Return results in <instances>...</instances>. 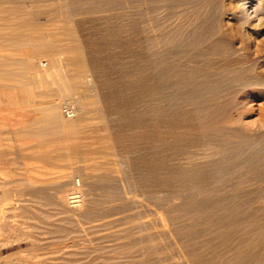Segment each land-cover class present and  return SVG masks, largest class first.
<instances>
[{"label": "bare ground", "instance_id": "1", "mask_svg": "<svg viewBox=\"0 0 264 264\" xmlns=\"http://www.w3.org/2000/svg\"><path fill=\"white\" fill-rule=\"evenodd\" d=\"M28 1L31 2V0ZM61 1L63 2V0ZM80 1L81 0H70L68 5H78L81 4ZM113 1L114 0H104V3H96L95 5L91 3V6H95L94 8L100 10L103 6L110 7L109 5L111 3H116ZM132 1H134L136 5H141L143 3L147 6L145 12H143V10L142 12H135V18L133 16L135 19L134 26L132 25L138 37L136 42L138 51H136L137 78L135 86L138 89L139 99H146L149 101L155 99L158 102L157 106L156 108L152 107L158 115H169L172 112L171 114H173V117L174 115L175 117H180L182 121L187 119L194 121L191 131H189V133L193 132V138L190 136L191 139L186 138V132L182 133L180 131L173 135L174 140L172 142L170 141L171 143L168 141L163 144V149L167 148V152L168 149L169 151L171 150L169 155L172 160L173 158L183 160L186 164H167L165 162L162 163L161 159L155 162L153 166L154 162L151 160L153 163L151 165L154 167L153 170L157 169L167 177L160 180L159 184L156 183V185H154L160 188V190H171V188L174 187V196L182 197L184 195V200H182L183 202L178 209L182 211H193L196 217L202 218L205 221L204 223L206 225L204 227H217L216 229L218 232L215 238L211 236L213 239L207 242V251L204 253L205 257L199 258V256L194 255L193 259L196 264H264V108L258 113V117L253 118V116L256 115L255 112L257 109L255 106H251L255 97H264V59H260L257 56L258 52L256 51L259 50L261 44L259 45L258 39H256L257 37L255 36L258 32L264 33V0ZM88 2H90V0H88ZM35 6L36 5H34V7ZM74 7L76 8V6ZM24 8L25 7H23V10H25ZM27 9L29 8L27 7ZM78 9L77 11H79ZM115 9L116 7L113 10ZM13 10L20 14L19 11L21 9L19 7ZM35 10L30 11L29 9L26 13H24V11L23 13L25 16L23 18H20L19 15L18 18L20 19L15 18L11 24L9 23V25L6 24V26L0 27V48L2 50H11V52L0 54V78L1 80L2 78H6V83L8 80H16V82L23 81L25 80L23 78L24 73L22 75V72H19L20 69L34 71V75L37 78H51L53 83L56 84V99L61 95L69 98H76L78 116L77 118L75 117V120L63 118L57 103L55 105L50 101L46 107L41 106L42 108H37V106H35L36 108L31 107V109H29V107V112L27 111L25 114L22 112L6 114L0 111V119H8L9 126L15 128L17 134L24 133L32 137L43 136L45 137V142H51L53 140L52 136L56 135V151L43 150L42 158L48 164H52L54 161L63 163L61 164L63 170L59 173L56 171L58 174L57 177L61 183L66 184L79 176L84 182H91L97 185V187L99 186L105 193V198H107L104 201L106 202L107 208L104 210V213L91 210L82 197L83 193L81 189L76 191L72 190V192L69 193H65V191L62 190L58 191L53 185L54 182L51 176L47 179H35L28 176L22 180L4 182L0 185L2 188L0 191V208L11 213L18 209H23L27 204L30 205L34 201V198H43L47 205L55 209L85 212L88 218L92 217L93 213H98L97 217L93 219L94 221H91V223L89 222V224L87 223V225L85 224L88 230L96 229L103 225L107 226L106 223L114 221L113 219H117V221L118 219L128 221L127 224L121 222L125 223V226H128V224L130 226L132 223L136 224L141 218L140 216L139 218L138 215L142 214V212L141 214H137L139 212L134 210L135 204L138 205V201L133 198V195L130 197L129 195L131 194L127 195L126 193L124 195L122 193L123 196L120 191L119 195L117 193L115 194L112 185H114V183L122 184L126 181L124 177L120 175V171L118 167H116V160L111 157L112 153L109 151V147L105 145L108 140L107 136L102 132L103 129L101 126H97L98 124L93 126L90 122L89 115L92 114V112L89 114L90 104L94 105L97 103L98 105V99H96L97 97L94 99L91 98L90 101L86 102V96L84 97L85 100L83 98V95L91 89L90 86L94 83V75L92 74L93 72L90 73L91 67L88 65L90 63L86 60L88 58H84V50L81 44L76 42V33L72 27H64L63 33L58 29L59 25H56L55 31L54 23H52L54 21H51L49 28H45L43 27L44 23L36 20L37 12H35ZM48 10L50 13L53 12L54 14V10ZM83 11H81L80 15H83ZM85 11L84 13H86ZM162 11L164 13L161 15L160 12ZM14 15L16 14L12 16ZM64 17L63 15V18ZM118 17L120 16L118 15ZM71 20L68 21L72 24L73 21L71 22ZM99 22L98 20V23ZM132 26L130 28H132ZM105 29L108 32L113 31V29L111 30L109 27ZM122 30L123 29L120 31ZM63 34L67 35V38H62L61 36ZM113 35H115V33H113ZM96 45V43H90L92 47ZM20 46L26 47V49L24 50L23 48V51L20 53L23 56L21 59L16 56L19 54L18 48ZM97 50L96 53L98 52ZM42 56H47L51 60V66L44 71L38 70L39 68L37 69L35 64L36 60L39 59V61H41ZM96 60L97 59H95V61ZM102 64L103 63L100 65ZM17 65L18 67H16ZM19 65L21 67H19ZM129 68L130 66L128 69ZM97 72L96 70V73ZM27 80L28 78L25 80L26 83ZM6 90L8 89L6 88ZM92 91L94 90L92 89L91 92ZM91 92L88 93L90 94ZM43 93L49 94V90L46 89ZM92 95L94 97L99 94L94 95L92 93ZM28 96L29 92L27 90L25 92V97ZM15 100L17 99H14V101ZM21 101H24V99ZM149 103H151V101ZM5 106L7 105L5 104L4 107ZM187 106L189 107L188 110L186 109ZM0 107L2 106L0 105ZM98 107L100 106L98 105ZM11 108H13V105ZM24 108H26V106ZM71 112L67 111L68 117L77 115L74 112L71 114ZM95 112V114H97L94 115L96 118H102L100 110L96 108ZM139 114L140 113H138V115ZM145 125H148V122ZM162 135L160 136L162 137ZM166 135L167 134H165V137ZM46 136L49 138H46ZM160 139L162 140V138ZM164 139L166 140V138ZM109 142L110 141H108V143ZM117 142L115 141V143ZM157 142L159 143V141ZM117 145H119V143H117ZM166 159L167 157L163 159V161ZM135 166L138 167L137 165ZM121 170L123 171V169ZM47 174L51 175L53 173L51 171ZM161 176L163 177V175ZM145 177L148 179V176L145 175L144 178ZM140 183H142V181H140ZM115 188H117L116 185ZM125 189L126 186L124 190ZM169 201L170 200H168V202ZM124 202L131 204L130 207L125 208ZM158 203L160 206L161 202ZM129 204L127 205L129 206ZM114 208H117L119 211L117 213H112ZM167 208L169 207L167 206ZM138 210L140 209L138 208ZM163 210L164 211H161L158 215L161 218H163L162 215L164 212L166 213L169 211L165 208H163ZM69 214L71 215V213ZM166 215L168 218L169 214ZM170 217L171 216H169V218ZM171 219L173 218L171 217ZM141 220L142 219H140V223ZM114 222H116V220ZM164 223H166V221ZM177 223L178 222L175 224V222H173V226L176 225L174 226V232L180 238L190 231H195L196 226H198V224L192 225V223L191 225L189 224L190 226H181L180 223L179 226ZM85 225L83 227H85ZM140 225L142 226V223ZM1 226L2 224L0 223V232L2 231ZM138 226L135 227L138 228ZM201 227H203V225ZM168 228H170V226H168ZM115 233L116 231L114 234ZM209 235H207V238H210ZM192 236L194 237V235ZM202 240H204V238ZM126 241L119 244L117 243L118 245L113 243V246H116H114V248L111 247V249L113 248L111 251L107 252L105 248L104 250H106V252L101 254L98 253L99 250L92 249L93 245H91V248H87V246L73 248L74 243H68L69 245L65 246L61 244V248L63 249L58 251L61 253L62 259L72 264L82 261L86 264H141V261L135 256L136 251L134 242ZM133 241H135V239H133ZM229 244L237 248L231 257L226 256L222 249L217 250L218 246L223 247ZM197 247L196 248L199 249L200 246ZM211 247H213V249L210 252L208 250H210L209 248ZM96 248L98 247L96 246ZM144 249L149 251L150 248ZM228 251L231 250H226V253ZM140 253L142 254V252ZM21 259H24V257L22 256Z\"/></svg>", "mask_w": 264, "mask_h": 264}, {"label": "rangeland", "instance_id": "2", "mask_svg": "<svg viewBox=\"0 0 264 264\" xmlns=\"http://www.w3.org/2000/svg\"><path fill=\"white\" fill-rule=\"evenodd\" d=\"M3 1L4 0L2 1L0 0V27L6 26V24L9 25V23L11 24L13 20H15V18L17 19L23 18L25 16L24 13H26L27 10L29 11L30 9V11L32 10L34 11L36 9L35 10V12H37L36 20L40 21L41 23H44L43 27L49 28L51 21H54L52 23H54L55 31H56V25H59L58 29L60 30V32H63V33H64V27L66 26H70L72 27V29H74L76 33V37H77L76 42L81 44L84 50L83 56H85L84 57L85 59L88 58L86 60L88 63H90L88 64L89 67H91L90 73L93 72L92 74L94 75V83L92 84V86H90L91 89H89L83 95V98L86 96L85 97L86 100L85 98L84 100L87 102V101H90L91 98L94 99L97 97L96 99H98L97 102H98V105L100 106L98 107L97 103L94 105L90 104L89 114L90 112L94 114L89 115L90 120H91L89 121L91 122L93 126H96L97 124H98L97 126H101V128L103 129L102 130L103 134L107 136V140L110 141L109 142L110 144L108 143V141H106L105 145L109 147V151L112 153L111 157L116 160V163H117L116 167H118V170L120 171V175L123 176L124 180L126 181V182H123L122 184L114 183V185H112L113 190L115 194L117 193L118 195H119V191L121 195L123 194L125 195L126 193L127 195L131 194L129 196L132 197L133 195V198H135L136 201H138L137 202L138 205L135 204L134 210L136 212H139L137 214H141L142 212L141 215H138V217L140 216L141 218L140 217L139 218L142 219L141 220L142 226L140 225L141 224L140 219L136 222V224L132 223V225L130 224V226L129 224L128 226H125V223L127 224L128 221L124 219H118V221L117 219H113L114 221L116 220V222L110 221L106 223L107 226L105 225L99 226L96 228L97 230L95 228L88 230V227L86 226L87 223L89 224V222L91 223V221H94L93 219L97 217L98 213L97 214L93 213L92 217L88 218L85 212H79L76 210L66 211L64 209H55L52 206L47 205L43 198H34V201L30 205L27 204L24 206L23 209H20V210L18 209L15 212L10 213L6 211L5 209L0 208V223L2 224L1 226L2 231L0 232V264H72L69 261H66L61 258V253L59 251L63 249L61 248L63 244L65 246V245L74 243L73 248L86 247V246L87 248H91V245H93L92 249L94 250L96 249L97 251L99 250L98 253L101 254V253H105L106 250L107 252L111 251L114 248V246L126 241L128 236L131 238L128 237L127 241L134 242L135 251H136L135 256L137 257L139 261H141V264L142 263L143 264H196V262L193 259L194 255L199 256V258H202V257L204 258L205 257L204 253L207 251V242L215 238L216 233L218 232L216 229L217 227L216 226H214V228L213 226L204 227L206 225L204 223L205 221L202 218L196 217L193 211L191 210L182 211L178 209L180 204L183 202L182 200H184V195L182 197L174 196L173 195V193L175 192L173 191L174 187H172L171 190L169 189L160 190V188H157L155 186L156 183L159 184L160 180H163L166 175L159 172L157 169L153 170L154 167H152L151 165L153 164L152 162H154L153 166L155 165V162H158L161 159H162V163L165 162L167 164H175V163L186 164L184 163L183 160H179V159L177 160L175 158H173L172 160V158H170V155H169L171 153V150L169 151L168 149V152H167L166 151L167 148L163 149V144H165L164 142L167 143L168 141L172 142L174 140L173 135L176 133H179L180 131L182 133L186 132V135H185L186 138L188 139L193 138L194 137L193 132L189 133V131H191V127H193L194 121L191 119L182 121L180 117H177V116L175 117V115L173 117V114H171L172 112L169 114L170 116L163 115V114L158 115L156 114V111L153 109V107L156 108L157 103H158L155 99H154L155 101L150 100L151 103H149L150 102L149 100L139 99V94L137 92L138 89L135 86L136 85L135 81L137 78V74H136V66H137L136 54L137 52L136 51H138L136 42H137L138 37L133 30V26H134V21H135L134 18L136 15L135 12L137 13L142 12V10L143 12H145V10L147 9L146 4L142 3L141 5H136V3H134V1L132 0L130 1H127V0H116L115 1L114 0L113 2L114 3L116 2V3L115 4L111 3L109 5L110 7L103 6L104 8L102 7V9L97 10L98 8L96 9L94 8L95 6H91V5L93 3H94L93 5H95L96 3H101V2L104 3V0H90V2H88V0H81L80 1L81 4H83L84 2L83 5L81 4L68 5L70 3V0L69 1L63 0V2L61 0H34V1L31 0V2L28 0L26 1L25 0H15V1L5 0L4 2ZM85 3H88V4H85ZM34 5H36L35 7H38V8H35ZM74 6H76V8ZM16 7H19L21 9L19 11L20 14L13 10ZM23 7H25L24 8L25 10H23ZM27 7L29 9H27ZM115 7L116 9L113 10ZM48 9H50V11L54 10V14L53 12L50 13ZM77 9L79 11L80 10L83 11L85 9L87 11L85 10L84 11L87 14L84 13L83 11L82 12V14L84 15L83 17V15H80L81 11L78 14L79 11H77ZM106 9H107V12H106ZM37 10L38 11L40 10L39 11L40 13ZM46 10L48 11V13ZM69 10H71L73 13ZM133 12H134V15H133ZM89 13L92 15H90ZM163 13H164L163 11L160 12L161 15ZM13 14H16V15L12 16ZM19 15H20V18H18ZM63 15L65 16L64 18H63ZM118 15L120 17H118ZM70 16L72 20L70 19ZM65 18H66V21H65ZM96 18L102 24L100 22L98 23V20ZM68 20H71V22L73 21L72 24ZM65 22H69L70 24L65 23ZM131 26L132 28H130ZM106 27H109L111 30L113 29V31L108 32L105 29ZM121 29L123 30L120 31ZM77 31L80 33H78ZM82 31L85 33H83ZM113 33H115V35H113ZM255 36L257 37L256 39H258L259 45L261 44L259 47V50L256 51L258 52L257 56L260 59H264V41H261V40H264V33L258 32V34H255ZM61 37L67 38V35L63 34ZM114 39H117V40H114ZM118 40H119V43H118ZM90 43H96L97 45L92 47L90 46ZM84 46L87 48V50ZM23 48L24 50L26 49L25 46H20L18 48L19 54L16 55L20 59L23 58V56L20 54L23 51ZM96 50L98 51L97 53H96ZM7 52H11V50H2L0 48V54L7 53ZM95 59H97L96 61L99 64L95 61ZM101 63H103L104 65L103 64L100 65ZM35 64H36L37 69L39 68L38 70L44 71L45 69H48L51 66V60L47 56H42L41 61H39L38 59L36 60ZM128 65L130 66L129 69H128L129 67ZM16 67H18V65ZM19 67L21 66L19 65ZM96 70L98 71L97 73H96ZM19 72L20 73L22 72L21 73L22 75L24 73L23 78L25 80L28 78L27 80L28 84L26 83L25 80L17 81V82L16 80H8L6 83V80H7L6 78H2V80L0 78V94H1L0 95L1 97L0 105L2 106L0 107V111H3L6 114L17 113V112H22L23 114H25V112L27 111L29 112V109H31V107L32 108H36L35 106H37V108H40L41 106L46 107L48 106L49 102L52 101L55 105L57 103L59 111L63 118L69 119V120H75L77 118L78 104H77L75 97L69 98V97H65L61 95L57 97L56 99V84L53 83V80L51 78H43V79L37 78L34 75V71H30V70L28 71L25 69H20ZM120 75H123V76H120ZM100 78H102L104 81ZM6 88L8 90H6ZM46 89L49 90V94L43 93L46 91ZM92 89L94 91L91 92ZM27 90L29 92V96L25 97V92ZM119 91L121 92V94ZM88 92H91V93L89 94ZM92 93L94 95L99 94L98 95L99 97L97 95L93 97ZM8 94L10 98L8 97ZM14 99H17V100L14 101ZM23 99L24 101H21ZM5 104L7 106L4 107ZM12 105H13V108L16 107L18 109L11 108ZM25 106L26 108H24ZM92 106L94 109L92 108ZM251 106H255V108L257 109V111L255 112L256 115L253 116V118L258 117V113L261 112L262 108H264V97L263 96L255 97L253 102L251 103ZM9 108H11L12 110ZM96 108L100 110L102 118H96V116H94V115H97L95 114ZM186 109L188 110L189 107L187 106ZM67 111H70V112L72 111L71 114H73L74 112L77 115L68 117ZM138 113H140L139 114L140 116L138 115ZM147 122L149 126L145 125ZM150 123L152 124L153 128ZM180 129H182L183 131ZM106 131L108 132V134ZM165 134H167L166 137H165ZM160 135H162V137ZM47 137L48 136H46V138ZM158 137L162 138V140ZM44 138L45 137L43 136L32 137L24 133L17 134L15 132V128H12L11 126H9L8 119H0V180H1L0 185L7 181L22 180V179L27 178L28 176L31 178H35V179L36 178L47 179L51 176L54 182L53 185L54 187H56V189H58V191L62 190V191H65V193H69V192H72V190L76 191V190L81 189L83 193L82 197L84 201L88 204V208H90L91 210H94L95 212L99 211L100 213L101 212L104 213V210H106L107 208L106 202L104 201L107 198H105L106 197L105 193L102 191V189L99 186L97 187V185H94V183H91V182H84V180L79 176L75 177L73 181H70L66 184L61 183V181L57 177L58 176L57 172L59 173L61 172V170H63V167L61 165L63 163L60 161H54V163L48 164L42 158L43 150H47V151L51 150L52 152L56 151V147H55L56 146V141H55L56 135L52 136L54 141L52 140L51 142H48V141L45 142ZM137 138H138V141H137ZM164 138H166V140ZM115 141L116 142L119 141L117 142L119 143V145H117ZM157 141H159V143ZM156 149L157 150L159 149V150L157 151ZM166 157L167 159L163 161V159H165ZM135 165H137L138 167H136ZM121 169H123V171ZM51 171L54 175L47 174L48 172H51ZM145 175L148 176V179L147 177H145L147 180L144 178ZM161 175H163V177ZM140 181H142V183H140ZM115 185L117 188H115ZM125 186H126V189H125L126 191L124 190ZM1 190L2 188L0 187V191ZM147 193L150 195H148ZM168 200L170 201L168 202ZM158 202H161L160 206ZM127 204L129 203L124 202L125 208H129L131 205L129 204L128 206ZM167 206L169 208H167ZM138 208L141 211L138 210ZM163 208L169 211L166 213L164 212L165 214L163 213L162 215L163 218H161L158 215L159 213H161V211L162 212L164 211ZM118 211L119 210L117 208L116 209L114 208L112 213H117ZM66 213L68 214L71 213V215L70 214L68 215ZM166 214H169V216H171L173 219H171V217L169 218V216L167 218ZM164 220L166 221V223H164L165 222ZM160 221L162 222V224ZM121 222H125V223H121ZM173 222H175V224L176 222H178L177 225L179 226H180V223H181V226H188L189 224L191 225V223L192 225L198 224V226H196L195 231H190L191 233L188 232L186 235L181 237L182 238L181 239L174 232V226L176 225L173 226ZM108 223L109 224L111 223V224L109 225ZM84 225L87 228L83 227ZM202 225L204 228L201 227ZM135 226H138V228H136ZM168 226H170V228H168ZM166 227H167V230H166ZM128 228L129 229L132 228V229L129 230ZM115 231L116 233L114 234ZM205 231L207 235H209V233L211 232L209 235L210 238H207L208 236L206 235ZM192 235H194V237ZM135 236H137L138 238ZM203 238L204 240H202ZM133 239H135V241H133ZM113 243L116 245L113 246ZM96 246L99 249L96 248ZM197 246H200L199 249H197L198 248ZM111 247L113 248L111 249ZM105 248L106 250H104ZM144 248H148V249L150 248V249L149 251H146L147 249L145 250ZM209 249L210 250L208 251L211 252L213 247ZM220 249L223 250L226 256L231 257L235 249L237 248L234 245L229 244L223 247L218 246L217 250H220ZM226 250H231L233 252L228 251L229 253L228 252L226 253ZM140 252H142V254ZM22 256L24 257V259H21ZM75 264H86V263L82 261V262L75 263Z\"/></svg>", "mask_w": 264, "mask_h": 264}]
</instances>
